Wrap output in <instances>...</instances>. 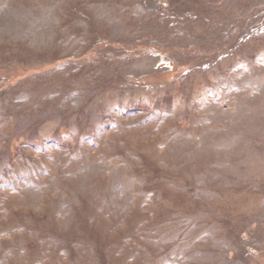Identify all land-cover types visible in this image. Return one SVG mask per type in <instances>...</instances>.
I'll return each mask as SVG.
<instances>
[{
  "label": "rangeland",
  "instance_id": "1",
  "mask_svg": "<svg viewBox=\"0 0 264 264\" xmlns=\"http://www.w3.org/2000/svg\"><path fill=\"white\" fill-rule=\"evenodd\" d=\"M0 264H264V0H0Z\"/></svg>",
  "mask_w": 264,
  "mask_h": 264
}]
</instances>
